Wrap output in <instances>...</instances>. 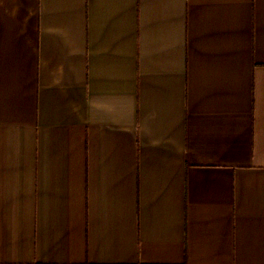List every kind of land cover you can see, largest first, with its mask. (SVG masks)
<instances>
[{"label":"crops","instance_id":"0c3cea01","mask_svg":"<svg viewBox=\"0 0 264 264\" xmlns=\"http://www.w3.org/2000/svg\"><path fill=\"white\" fill-rule=\"evenodd\" d=\"M0 264H264V0H0Z\"/></svg>","mask_w":264,"mask_h":264}]
</instances>
